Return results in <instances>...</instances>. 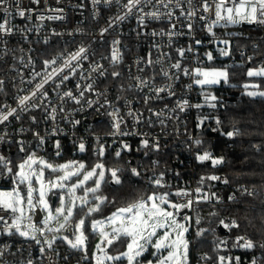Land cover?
I'll return each instance as SVG.
<instances>
[{"label": "built area", "instance_id": "1", "mask_svg": "<svg viewBox=\"0 0 264 264\" xmlns=\"http://www.w3.org/2000/svg\"><path fill=\"white\" fill-rule=\"evenodd\" d=\"M7 6L13 12L12 25L20 29H32V31L26 32L27 40L24 39L25 34L20 32L6 37L7 47L11 49V52L6 56L3 54L4 46L0 43V80L4 81L3 90L0 91V105L6 104L13 108L17 107V97L28 95L34 89L36 81H33V83L27 81L32 78L33 71L42 72L45 59H52L61 54L67 56L69 53L75 52L80 46H85L88 49V60L82 61V66L77 68L76 73L58 90L59 93L71 90L74 94L79 95L76 85L77 83L81 85L88 83L81 73L87 76L91 64L99 62L105 68H108L109 72L112 71L109 61L102 59V57L110 56L114 40L120 41L117 47L120 48L123 56V61L118 66V70L122 73L120 78L113 80L108 76L107 78L99 77L96 79L94 87L97 92H102L104 95L97 97L92 92H85L79 104L71 100L65 101L63 104L64 112L60 113L57 109L55 121L46 119L41 108L20 113V120L10 117L9 122L0 124V136L7 134L5 141L0 142V153L12 161L13 172L16 171L18 162L30 152H35L36 156H42L48 160L51 156L57 157L56 141H59L61 145L60 156L66 153L81 155L87 151L96 155L94 150L98 146L97 138H99V143L105 145L103 158L115 156V152L120 150L122 143L131 146V151L121 152L119 163L105 166L106 168H121V179L125 178L126 172H130V169L135 167L141 173L140 177H134L136 180H147L149 182V178L153 175L164 174L163 179L166 186L155 188L152 192H175L177 189L194 192L198 186V164L201 163L197 161V153L209 151L214 157L222 156L225 158L224 152L217 147L218 143L224 142L231 145L236 138V136L229 138L222 134L227 132L222 112L225 108V102L233 95V92L226 86L227 84L221 83L214 87H202L193 82L194 77L192 75H184L182 72L179 73V79L173 81H166L158 75L155 81L157 86L172 83L175 95L169 96L167 93H162V99H152L145 104V95L153 94L147 88L142 91L136 88L128 89L130 83L135 84L134 80L128 78L129 68L133 77L137 75L143 78L151 77L153 74L152 68H146L144 72H138L135 62L141 57L147 58L150 50L152 58L156 59L159 52L153 45H159L163 52L170 54L171 60H165V68H168L169 64L179 59L176 49H187L189 46L193 50L185 53L181 65L182 68H187L190 71L195 68L209 70L215 67H225L229 69L243 64L260 68L262 61L258 54L261 50V42L264 40V25L243 23L228 27H216L213 29L215 32V37H213L206 31L204 22L199 19V14L192 21L193 30L190 34L186 27L187 21L180 17L179 22L175 20L173 22L178 23V29L184 34L173 37L169 44L167 36L153 37L151 35L153 31L160 32L169 29V23L166 19L147 20V27L141 30L136 17L130 16L101 37L100 30L108 26L109 19L118 14H123V10L115 3L97 5L94 14L91 0H60L59 3H57V0H40L39 5L33 4L31 0H20V7L34 9L31 13V19H23L15 15L16 4L14 0H7ZM184 7L187 10V5ZM48 8H63V12L54 13L47 11ZM151 10H154L152 6L145 8V11ZM161 10L164 11V9ZM41 14L45 16L61 15L63 19L40 21L38 17ZM2 15L3 13L0 12V16ZM175 15H180L179 9L175 10ZM208 15L212 16V13H208ZM180 24L185 26L180 28ZM138 31H141L142 34L138 35ZM53 32L60 33V35H53ZM46 39L47 43L44 42ZM196 40H200L202 43L197 45ZM221 40L230 41V54L228 56L220 55L219 49L225 47L218 42ZM206 52H212L214 57L212 61L207 60ZM249 57H252V59L249 60ZM29 58H31L32 64H29ZM159 68L160 65L155 66L156 71ZM21 76L24 82H21ZM37 80H39V77H37ZM121 84L124 85V91L120 90ZM45 89L48 91V101H51L53 106H59L61 101L58 92L52 90L51 84L45 85ZM206 93H211L218 98V102H213L217 103L216 108H212L205 103ZM105 99L109 101V104L101 107L100 105L104 104ZM89 100L93 101L91 107L87 103ZM183 100H187L189 105L200 104L202 107H187L183 112L171 111L176 108L177 102ZM130 108L141 114L139 122L127 115ZM116 109L119 110V115L124 118L120 130L130 133L129 135H111L114 131L112 126L113 117L109 113ZM149 109L152 111H149ZM154 112H163V114L157 117L153 114ZM33 116L36 117L37 122L35 124L31 119ZM216 117H219L222 123L219 125V130L214 132L212 129L218 127L215 123ZM201 118L206 119H204L203 125L198 127ZM73 120H79L80 123L74 126L71 123ZM161 120L164 121L163 125L160 123ZM21 128L25 129L22 133L19 131ZM54 129H57V131L54 132ZM33 132H39L41 136L45 137L42 146L38 147L39 142L34 137ZM145 135L150 142L153 140L159 142L158 151L151 148H141V140L145 138ZM196 139L202 141L201 145L198 146L194 143ZM17 141L24 142V152L19 151ZM81 141L86 145V151L84 152H80L77 148ZM167 149H170L171 152L175 150L174 153L178 156L174 168L169 167L166 162L159 158V154ZM20 153H23V157L18 159ZM74 161L79 162L81 160L75 159ZM216 175L228 179L225 173H217ZM11 181V175H0V190L8 189L5 188L6 184ZM227 184L214 181L212 183L213 187L205 189L206 191L215 192L220 197V202L215 204H193L192 211L187 209L184 211L190 216H195L199 215L198 212L202 207H225L227 205L225 204ZM170 199L183 202L175 196H171ZM0 215L8 216V213L0 212ZM42 217L43 212L37 211L33 219L38 223ZM221 219H224L225 222H229L231 219L236 220L229 212L221 214ZM200 227L205 228L202 224H200ZM219 227L220 234L217 235V240H227L228 242L227 247L221 248L228 251L223 256L232 257L233 264H235L236 257L240 258L239 264H250L255 255L248 253V249L234 247V254L229 249L230 244L233 245L238 236L250 239L251 237L248 234L231 235L226 228V233H222ZM206 229L208 228L206 227ZM187 235L188 239L192 241L189 249V264H205L200 258L207 252L198 248L194 221L193 227ZM5 245L8 246V251L0 264H25L30 256L34 259V264H50L47 258L40 257L39 246L34 241L25 240L19 235L7 236L0 234V248ZM54 247L60 253L57 264H77L82 255L79 252H71L67 245L60 241H57ZM207 254L212 259L207 261L206 264H216V259L210 253ZM49 255L53 257V261H56L55 251L49 253ZM65 255L70 257L67 262L63 260ZM88 255L89 257L92 255L90 250H88ZM84 264H88V262H84Z\"/></svg>", "mask_w": 264, "mask_h": 264}, {"label": "snow or ice", "instance_id": "2", "mask_svg": "<svg viewBox=\"0 0 264 264\" xmlns=\"http://www.w3.org/2000/svg\"><path fill=\"white\" fill-rule=\"evenodd\" d=\"M31 2L39 5L40 0H31ZM59 2L60 0H57V3ZM14 3L16 4L15 15L23 19H31V13L34 9L20 7V0H14ZM91 3L94 8V14L95 7L101 3L105 5L115 3L123 10V14L110 18L108 26L100 30L101 37L130 16L136 17L141 30L147 27V20L158 21L166 19L169 23V29L160 32L153 31L151 35L153 37L167 36L169 44L173 37L184 34L178 29V23L173 22L174 20L179 22L180 17L187 21L186 27L190 34L193 30L192 21L199 14V19L204 22L206 31L213 37H215L213 29L216 27H228L240 23L264 25V0H91ZM185 5H187V10H185ZM148 6H152L154 10L145 11ZM161 9H164V11ZM176 9L180 11L179 16L175 15ZM46 10L54 13L63 12V8H48ZM0 12L3 13L0 16V43L4 46L3 54L6 56L11 52V49L7 47L6 37L20 32L25 34L24 39L27 40L26 32H30L32 29H20L12 25L13 12L7 6V0H0ZM208 13H212V16H209ZM38 19L40 21L45 19L62 20L63 16H45L41 14ZM184 26V24H180V28ZM137 34L140 35L142 32L138 31ZM53 35H60V33L53 32ZM44 42L47 43V39ZM218 42L225 46L219 49L220 55L228 56L230 54V41L221 40ZM195 43L199 45L202 41L196 40ZM119 44V40H114L110 56L102 57V59L109 61L112 68L111 72L103 64L96 62L90 65V72L87 76L81 73L88 83L84 85L77 83L76 87L79 95L74 94L71 90L63 93H59L58 90L76 73L77 68L82 66V61L88 60V49L85 46H80L75 52L69 53L67 56L61 54L52 59H45L42 72L33 71L32 78L27 81L28 83L36 81L34 89L28 95L17 97V107L13 108L6 104L0 105V124L9 122L10 117L20 120V113L41 108L45 113L46 119L55 121L57 109H59L60 113L64 112L63 104L65 101L71 100L79 104L85 92H92L97 97L104 95L102 92H97L94 85L99 77L107 78L110 76L113 80L121 77L122 73L118 70V66L122 63L123 56L120 48L117 47ZM153 47L159 52L156 59L152 58L150 50L147 58L141 57L135 62L138 72H144L146 68H152V76L149 78H143L139 75L133 77L130 68L128 73L129 80L135 81V84L130 83L128 85L129 90L136 88L142 91L147 88L153 94L145 95V104L152 99H162V93H167L169 96L175 95L172 83L157 86L155 81L158 75L166 81H173L178 80L179 73L182 72L184 75H192L194 77L193 82L202 87L218 84L221 79H223L224 83H228L227 70L195 68L190 71L187 68H182L181 60L185 57L186 52L193 50L191 46L187 49H176L179 59L169 64L168 68L164 67V62L165 60H171L170 54L163 52L159 45H153ZM205 56L209 61L214 58L212 52H206ZM251 59L252 57H249V60ZM32 63L31 58H29V64ZM156 65H160L158 71L155 70ZM247 75L249 77L264 76V68L260 70L249 69ZM37 77H39V80H37ZM21 82H24L22 76ZM48 84L52 85L53 91L58 92V97L61 101L59 106H53L51 101H48V91L45 89V85ZM3 85L4 81L0 80V91L3 90ZM244 88L246 95L249 97H264V91L247 90L249 88L259 89V85L245 84ZM120 90H125L123 84L120 85ZM46 101L47 103H45ZM213 102H218V98L211 93H206L205 103L212 108H216L217 103ZM87 103L91 107L93 101L89 100ZM105 104H109L107 99L100 106L104 107ZM187 107L200 108L202 105H189L187 100H183L177 102L176 108L171 111L176 112L178 110L183 112ZM149 111L152 110L149 109ZM109 114L113 117L112 126L114 131L111 135H129L130 133L120 130L121 124L124 123V118L119 115V110L116 109ZM153 114L159 117L163 112H154ZM127 115L139 122L141 114L134 112L130 108ZM31 119L34 124L37 122L35 116L31 117ZM204 119L206 118L199 120L198 127L203 125ZM71 123L75 126L80 121L73 120ZM160 123L163 125L164 121L161 120ZM215 123L218 127L212 129L214 132L219 130V125L222 121L219 117H216ZM19 131L22 133L25 129L21 128ZM55 131L57 129H54ZM222 134L229 138L241 135L237 129ZM6 135L5 133V135L0 136V142L5 141ZM33 135L39 142L38 147L42 146L45 142V137L41 136L39 132H33ZM16 143L19 145V151L24 152V142L17 141ZM194 143L199 146L202 141L196 139ZM97 144L98 146L94 151L99 159L89 170H86V165L82 162L68 161L64 164L56 165L37 157L35 152H30L16 165V171L13 172L12 161L0 153V175H11L14 185L11 190H0V212L8 213V216L0 215V234L7 236L19 235L25 240L34 241L39 246L40 257L47 258L50 264H57L60 259V253L54 247L57 241L66 244L71 252L82 253L77 264H84V262H88V264H143L140 258L149 247L154 249L152 255L155 264H189V246L192 241L187 238V234L193 227V221L197 238L202 237L209 229L200 227L202 218L198 214L190 216L184 210L192 211L193 204H215L220 202V197L215 192L206 191L205 189L213 187L209 182L220 181L227 184L229 182L228 179L215 174L202 176L194 192L186 189L162 193L154 191L146 198L140 197L128 203L126 207L117 208L115 212L103 219H93V215L100 212L103 206L115 203V198L109 200L107 196L102 194L103 186L109 184L119 186L122 184L120 176L122 169L119 167L106 168L102 159L105 154V145L99 143V138H97ZM140 146L141 148H151L157 151L160 147L158 141L153 140L150 142L146 135L141 140ZM55 148L57 150L56 155L60 156L61 145L59 141H56ZM77 148L80 152L86 151V145L83 141L77 145ZM125 150L131 151V146L127 143H122L120 150L115 152V156L119 158L121 152ZM196 158L201 163L210 161L213 167L224 163L222 156L214 157L209 151L197 153ZM46 170L50 173L62 174L56 175L55 179H45ZM130 172L134 177L141 176L140 171L135 167L131 168ZM163 176V173H160L159 176L153 175L149 178L150 184L155 188L165 187ZM73 178L76 179L74 180ZM90 181L91 184H89ZM21 185L25 186L23 192L21 191ZM35 185H38V187ZM241 191L242 194L249 196L254 194L247 188H242ZM49 194L58 197V207L52 208L46 198ZM171 196L178 197L183 202L173 201L170 199ZM228 199L232 201L235 196H229ZM37 211L45 213L38 223L33 219ZM80 213H82L80 219L74 220L75 216ZM217 214L215 211L209 213L210 216H216ZM219 223L229 231L240 226L235 219H231L229 222L221 219ZM88 229L91 230V234L100 237L99 243L95 246L96 251L92 253L91 257L88 255V235L86 234ZM49 234H51L50 239L48 238ZM125 240L127 241L125 251L116 255H111L108 252V249L115 242H123ZM227 243V240H217L213 250L219 252L222 247H227ZM233 247L244 249L259 247L264 249V242L257 244L250 238L238 236L233 242ZM7 251V245L0 248V261H2ZM53 251H55L56 261H53V257L49 255ZM69 258V255H65L63 260L67 262ZM200 259L206 264L212 257L205 253ZM239 260L240 258L236 257L235 264H239ZM25 264H34V259L30 256ZM147 264H153V260H149ZM216 264H233V258L217 255ZM250 264H258V261L254 258Z\"/></svg>", "mask_w": 264, "mask_h": 264}, {"label": "trees", "instance_id": "3", "mask_svg": "<svg viewBox=\"0 0 264 264\" xmlns=\"http://www.w3.org/2000/svg\"><path fill=\"white\" fill-rule=\"evenodd\" d=\"M264 67V40L261 42V50L258 54ZM248 64L230 67L228 69V83L226 86L230 91H239L240 95L233 98L230 96L225 102V108L222 112L224 118V126L227 131L234 129L239 130L241 135L236 136L233 143L228 145L219 142L217 147L224 152V163L213 167L211 163L205 161L198 164V180L202 176L225 173L229 179L227 189L225 191L226 203L223 208L202 207L199 210V216L202 218L201 224L209 229L200 238H197V245L201 251L210 253L214 259L217 255H226L228 251L220 249L219 252L214 251L215 242L219 232V221L221 214L225 212L231 213L240 225L238 228H232L231 235L248 234L257 244L264 242V208H263V192H264V97H249L246 95L245 84L259 85V89H247L248 91L259 90L264 91V76L247 75ZM260 67V68H261ZM209 144V143H206ZM175 151V150H174ZM167 149L159 154V158L167 163L169 167L174 168L176 158L178 156ZM23 157L20 153L18 159ZM79 159L84 161L87 168H91L98 162L97 155H93L87 151L81 155L66 153L61 156H51L49 161L53 164L64 161H74ZM105 166L117 164L121 161L120 157L110 156L102 158ZM47 175H51L47 171ZM213 183V182H209ZM91 184V181L89 182ZM13 186V182L6 184L5 188ZM247 188L249 191L255 190L254 194L249 196L242 194L241 189ZM155 189L147 180H136L131 172H126V176L122 179L119 186L104 185L102 194L107 196L109 200L115 198L114 204H108L102 207L101 211L93 215V219H101L107 217L115 209L127 206L140 197L146 198ZM235 196V199L229 201V196ZM53 196L50 195L52 201ZM58 202V200H57ZM215 211L216 216H210L209 213ZM82 213L76 215L80 216ZM86 233L89 240L92 241L95 235L91 234L88 229ZM89 242V244H90ZM125 241H117L113 244L117 250H121ZM111 248V249H112ZM231 253H235V248L230 244ZM248 253L254 254L258 264H264V249L256 247L248 249Z\"/></svg>", "mask_w": 264, "mask_h": 264}, {"label": "rangeland", "instance_id": "4", "mask_svg": "<svg viewBox=\"0 0 264 264\" xmlns=\"http://www.w3.org/2000/svg\"><path fill=\"white\" fill-rule=\"evenodd\" d=\"M240 24H243V23H240ZM262 68H264V67H261V68H255V67H249L248 68V70L249 69H252V70H260V69H262ZM213 69H216V70H227V72H228V69L227 68H225V67H215V68H211V69H209V70H213ZM228 78H229V74H228ZM221 83H224V81H223V79H221V81H220V83H218V84H215V85H210L211 87H214V86H218V85H220ZM37 157H40V158H43L44 160H46V161H48V162H50L47 158H45V157H42V156H37ZM22 160H20L19 162H18V164L21 162ZM66 162H68V161H64V162H61V163H57L56 165H59V164H64V163H66ZM79 162H82V163H84L85 164V162L84 161H79ZM51 163V162H50ZM86 165V164H85ZM90 168H87L86 167V170H89ZM48 173H47V170L45 171V179H55V176L56 175H60V174H62V173H51V175H47ZM74 180L76 179V178H73ZM35 186H37L38 187V185H35ZM14 187V185L11 187V188H8V189H4L3 191H8V190H11L12 188ZM21 187V191L23 192L24 190H25V186L24 185H21L20 186ZM47 199H48V201H49V203H50V205L52 206V208L54 209L55 207H58L59 206V199H58V202L56 203V205L54 206L53 204H52V201H51V199H50V194L46 197ZM123 207H126V206H123ZM116 211V209L113 211V212H115ZM111 214V213H110ZM109 214V215H110ZM45 215V213H43V216ZM108 215V216H109ZM78 219H80V216H75V218H74V220H78ZM101 219H103V218H101ZM53 226H55V225H53ZM87 234V233H86ZM88 235V234H87ZM48 238L50 239L51 238V234H49V236H48ZM187 238H188V235H187ZM88 240H89V235H88ZM99 241H100V237L98 236V235H95L94 237H93V240L90 242V241H88L87 243H88V250H90V252H91V254L94 252V251H96V244L97 243H99ZM89 242H90V244H89ZM154 242V241H153ZM126 243H127V241L125 242V245H124V247L121 249V250H117L116 249V247L114 246V248H112L113 247V245L108 249V252L111 254V255H116V254H118V253H120V252H123V251H125V249H126ZM112 248V249H111ZM189 249H190V246H189ZM154 251V249H152L151 247H149L148 248V250L144 253V255L140 258L141 259V261L143 262V264H147V262L149 261V260H153V264H155V261H154V257H153V255H152V252Z\"/></svg>", "mask_w": 264, "mask_h": 264}, {"label": "water", "instance_id": "5", "mask_svg": "<svg viewBox=\"0 0 264 264\" xmlns=\"http://www.w3.org/2000/svg\"><path fill=\"white\" fill-rule=\"evenodd\" d=\"M240 95V92L239 91H235V92H233V98H235V97H237V96H239ZM57 199H58V197H56V196H53V198H52V204L55 206L56 205V203H57ZM220 230H221V232L222 233H226V230H225V228L222 226V225H220Z\"/></svg>", "mask_w": 264, "mask_h": 264}]
</instances>
